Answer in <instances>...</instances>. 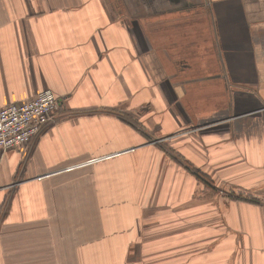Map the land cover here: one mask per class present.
I'll return each instance as SVG.
<instances>
[{
	"label": "crops",
	"instance_id": "obj_1",
	"mask_svg": "<svg viewBox=\"0 0 264 264\" xmlns=\"http://www.w3.org/2000/svg\"><path fill=\"white\" fill-rule=\"evenodd\" d=\"M44 88L0 264H264V0H0V107Z\"/></svg>",
	"mask_w": 264,
	"mask_h": 264
},
{
	"label": "built area",
	"instance_id": "obj_2",
	"mask_svg": "<svg viewBox=\"0 0 264 264\" xmlns=\"http://www.w3.org/2000/svg\"><path fill=\"white\" fill-rule=\"evenodd\" d=\"M58 100L48 88L39 90L30 99L12 102L0 107V149L16 150L21 155L20 166L28 160L40 135L59 121ZM95 160L71 165L88 164Z\"/></svg>",
	"mask_w": 264,
	"mask_h": 264
},
{
	"label": "rangeland",
	"instance_id": "obj_3",
	"mask_svg": "<svg viewBox=\"0 0 264 264\" xmlns=\"http://www.w3.org/2000/svg\"><path fill=\"white\" fill-rule=\"evenodd\" d=\"M204 182L208 184V180L204 179ZM220 194H222L224 196V194L227 196V197H231V192L230 191H225V190H220L219 192Z\"/></svg>",
	"mask_w": 264,
	"mask_h": 264
},
{
	"label": "trees",
	"instance_id": "obj_4",
	"mask_svg": "<svg viewBox=\"0 0 264 264\" xmlns=\"http://www.w3.org/2000/svg\"><path fill=\"white\" fill-rule=\"evenodd\" d=\"M196 173H197L196 175L199 176L202 180L207 178V177H205V174L201 173L200 171H197Z\"/></svg>",
	"mask_w": 264,
	"mask_h": 264
},
{
	"label": "bare ground",
	"instance_id": "obj_5",
	"mask_svg": "<svg viewBox=\"0 0 264 264\" xmlns=\"http://www.w3.org/2000/svg\"><path fill=\"white\" fill-rule=\"evenodd\" d=\"M91 160H95V159H91ZM89 161V160H88ZM87 162V161H86Z\"/></svg>",
	"mask_w": 264,
	"mask_h": 264
}]
</instances>
